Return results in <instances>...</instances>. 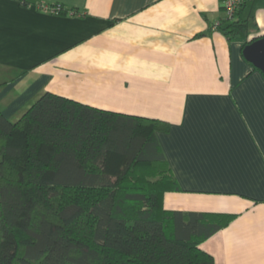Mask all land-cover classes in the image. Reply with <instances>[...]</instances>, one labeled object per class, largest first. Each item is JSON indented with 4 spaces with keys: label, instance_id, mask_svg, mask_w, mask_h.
<instances>
[{
    "label": "crops",
    "instance_id": "obj_1",
    "mask_svg": "<svg viewBox=\"0 0 264 264\" xmlns=\"http://www.w3.org/2000/svg\"><path fill=\"white\" fill-rule=\"evenodd\" d=\"M242 2L248 41L263 36L264 0ZM225 17L221 0H0V110L15 122L52 92L167 121L157 138L180 188L164 209L232 216L200 247L264 264V74L216 27Z\"/></svg>",
    "mask_w": 264,
    "mask_h": 264
},
{
    "label": "trees",
    "instance_id": "obj_2",
    "mask_svg": "<svg viewBox=\"0 0 264 264\" xmlns=\"http://www.w3.org/2000/svg\"><path fill=\"white\" fill-rule=\"evenodd\" d=\"M242 8L218 28L244 47ZM169 128L52 92L15 122L0 110V264H215L200 244L232 216L164 209Z\"/></svg>",
    "mask_w": 264,
    "mask_h": 264
},
{
    "label": "water",
    "instance_id": "obj_3",
    "mask_svg": "<svg viewBox=\"0 0 264 264\" xmlns=\"http://www.w3.org/2000/svg\"><path fill=\"white\" fill-rule=\"evenodd\" d=\"M244 58L264 74V35L243 47Z\"/></svg>",
    "mask_w": 264,
    "mask_h": 264
},
{
    "label": "built area",
    "instance_id": "obj_4",
    "mask_svg": "<svg viewBox=\"0 0 264 264\" xmlns=\"http://www.w3.org/2000/svg\"><path fill=\"white\" fill-rule=\"evenodd\" d=\"M221 4L224 6V11L226 18L232 19L237 10L242 4V0H221ZM57 9L56 11H58ZM219 26V22L216 24V27Z\"/></svg>",
    "mask_w": 264,
    "mask_h": 264
}]
</instances>
